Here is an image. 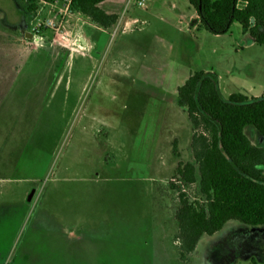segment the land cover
<instances>
[{
  "label": "rangeland",
  "instance_id": "obj_1",
  "mask_svg": "<svg viewBox=\"0 0 264 264\" xmlns=\"http://www.w3.org/2000/svg\"><path fill=\"white\" fill-rule=\"evenodd\" d=\"M112 1L99 5L118 16L112 27L40 18L18 54L1 41L26 3L0 0V264H264V226L235 221L180 262L168 187L177 163L193 162L177 87L201 70L223 98L258 97L264 46L237 23L210 34L187 0ZM181 188L204 203L197 184ZM77 228L81 241L58 236Z\"/></svg>",
  "mask_w": 264,
  "mask_h": 264
},
{
  "label": "trees",
  "instance_id": "obj_2",
  "mask_svg": "<svg viewBox=\"0 0 264 264\" xmlns=\"http://www.w3.org/2000/svg\"><path fill=\"white\" fill-rule=\"evenodd\" d=\"M30 14L37 3H65L102 29L118 19L99 5L105 0H20ZM200 26L212 35L240 25L253 43L264 46V0H187ZM177 105L191 125L193 162H178L170 190L176 193L173 237L180 262L194 252L203 236H213L226 223L235 221L251 227L264 226V92L258 97L240 93L223 98L213 72L194 71L176 89ZM253 127L263 139L253 145L244 127ZM173 142V152H175ZM176 181L177 183H174ZM197 184L204 203H193L181 186Z\"/></svg>",
  "mask_w": 264,
  "mask_h": 264
},
{
  "label": "crops",
  "instance_id": "obj_3",
  "mask_svg": "<svg viewBox=\"0 0 264 264\" xmlns=\"http://www.w3.org/2000/svg\"><path fill=\"white\" fill-rule=\"evenodd\" d=\"M112 3H115L116 5H120V4H122V1L113 0ZM26 6H27V3H26ZM26 6H25L24 11H22L23 8H20L15 14L12 13V15L14 17L9 21L10 23L7 24L8 25V27H7L8 29L6 31L7 33H4L3 40L1 41V44H7L9 48L14 47L16 53H18V54L26 53V52H23V50H22L23 45L19 44L18 41L20 40V38H19L20 34L22 33V30L27 25V23L35 24L40 20V18L45 17L44 19L48 20L51 24L58 26V24L61 25L62 23H64V25L71 27V29L73 30L75 28V26L77 27V23L79 22V19L81 17H84L78 13H70L67 10V5L65 3L61 4V2L53 3V4H45V3L39 2V3H37V10L35 11V13H32V14H30L26 11ZM56 9H57V12H55ZM59 12H60V14H59ZM61 16H62V18L59 19ZM84 18L88 19L86 17H84ZM12 38H14V40H11ZM23 38L25 39V41H27V42H25L26 44H29V42L32 40L31 34L29 32H23ZM250 41L252 42L251 39H250ZM14 49L12 48V50H14ZM28 54H32V52L30 51V53H28ZM9 57H15V55H12ZM24 66H25V64H22L21 66H19L18 69H16L14 71L15 72L14 81L20 75V72L23 71ZM217 85H218V82H217ZM218 89H219V86H218ZM219 92H220V89H219ZM176 103H177V100H176ZM191 135H192V131H191ZM173 142H175V144H176L175 146H178V141L176 139ZM190 142H191V140H190ZM189 146H190V143H189ZM33 189L34 188L32 187L29 190V192L32 191ZM23 219H24V214H23ZM74 231L75 232L73 234L69 233L67 236L66 235H58V236H63L62 241L65 242L68 237H71V236L75 237L76 234H78L76 237L80 240V238H81L80 235H82L81 231L78 228Z\"/></svg>",
  "mask_w": 264,
  "mask_h": 264
},
{
  "label": "built area",
  "instance_id": "obj_4",
  "mask_svg": "<svg viewBox=\"0 0 264 264\" xmlns=\"http://www.w3.org/2000/svg\"><path fill=\"white\" fill-rule=\"evenodd\" d=\"M130 2V0H128ZM136 5L139 7H144V0H135Z\"/></svg>",
  "mask_w": 264,
  "mask_h": 264
}]
</instances>
